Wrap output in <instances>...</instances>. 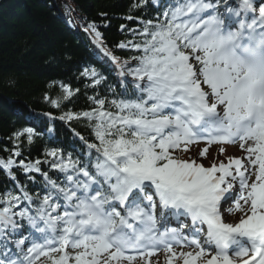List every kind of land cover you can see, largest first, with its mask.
I'll return each mask as SVG.
<instances>
[{
    "label": "snow or ice",
    "instance_id": "snow-or-ice-1",
    "mask_svg": "<svg viewBox=\"0 0 264 264\" xmlns=\"http://www.w3.org/2000/svg\"><path fill=\"white\" fill-rule=\"evenodd\" d=\"M140 24L117 45L137 53L123 60L95 24L85 29L120 91L109 85L111 97L97 93L89 110L58 117L87 122L91 140L73 130L82 149L17 162L21 138L31 145L37 133L13 134L15 148L0 157L15 182L0 193V264H264V0H175ZM81 76L93 88L105 80L94 67ZM60 87L65 100L75 94ZM201 141L239 143L244 155L207 167L182 155ZM13 168L33 183L40 174L42 190L29 192Z\"/></svg>",
    "mask_w": 264,
    "mask_h": 264
},
{
    "label": "trees",
    "instance_id": "trees-1",
    "mask_svg": "<svg viewBox=\"0 0 264 264\" xmlns=\"http://www.w3.org/2000/svg\"><path fill=\"white\" fill-rule=\"evenodd\" d=\"M135 2L0 0V157H9L15 148L13 134L24 127H32L37 135L31 145L21 138L22 155L13 157L17 162L43 160L46 148L67 149L76 145L82 149L73 130L92 139L86 121L58 119L65 112L77 113L92 107L88 97L95 93L88 78L81 76L85 68L94 67L111 78H118L115 67L92 43L88 34L92 33L91 29H85L95 24L102 44L122 60L136 55L133 50L117 47L121 42L134 40L129 30L139 29L140 20L150 16L147 5L132 9ZM149 7L154 10V5ZM129 15L134 19H127ZM61 83L74 90L69 99H63ZM46 95L51 99L61 98L60 107H53ZM12 170L19 181L24 178L19 168ZM13 187L14 183L0 169V193Z\"/></svg>",
    "mask_w": 264,
    "mask_h": 264
},
{
    "label": "rangeland",
    "instance_id": "rangeland-1",
    "mask_svg": "<svg viewBox=\"0 0 264 264\" xmlns=\"http://www.w3.org/2000/svg\"><path fill=\"white\" fill-rule=\"evenodd\" d=\"M235 155L238 154V153H234ZM228 221H231L230 219H228ZM235 220H233L232 222H234Z\"/></svg>",
    "mask_w": 264,
    "mask_h": 264
}]
</instances>
